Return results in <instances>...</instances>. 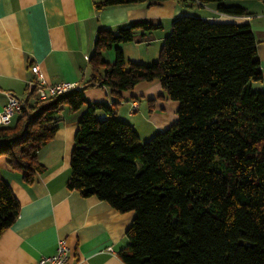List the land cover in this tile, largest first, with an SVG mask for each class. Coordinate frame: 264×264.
<instances>
[{
  "label": "trees",
  "instance_id": "1",
  "mask_svg": "<svg viewBox=\"0 0 264 264\" xmlns=\"http://www.w3.org/2000/svg\"><path fill=\"white\" fill-rule=\"evenodd\" d=\"M168 0L95 1L96 11ZM215 4L228 16L246 15L237 2ZM264 3V0H255ZM159 25L130 23L99 30L89 58L94 77L87 87L108 89L115 100L139 83L158 81L178 103L177 121L141 141L106 104H89L73 90L39 100L28 92L24 107L0 127V158L32 184L44 168L38 151L51 141L64 107L86 106L74 136L66 186L134 213L126 230L123 264H264V92L256 40L248 25L181 16L172 22L157 61L127 62L118 45L139 30ZM115 48L112 64L103 58ZM103 111L99 119L96 112ZM20 205L0 173V237L15 222Z\"/></svg>",
  "mask_w": 264,
  "mask_h": 264
},
{
  "label": "crops",
  "instance_id": "2",
  "mask_svg": "<svg viewBox=\"0 0 264 264\" xmlns=\"http://www.w3.org/2000/svg\"><path fill=\"white\" fill-rule=\"evenodd\" d=\"M95 1L102 0H0V112L6 93L27 98L34 80L31 67L37 65L45 84L75 83L87 103L113 108L114 116L128 123L140 140L169 128L177 121L178 103L164 96L158 81L139 83L121 93L114 107L115 98L108 89L87 87L94 77L89 58L99 30L115 31L130 23L146 22L159 25V29L136 31L131 42L118 48L127 62L153 64L172 22L181 16L248 25L256 40L261 72V79L252 82L251 88L264 92L263 2H237L247 14L235 17L218 13L215 4L195 1L138 3L98 12ZM103 58L112 64L115 48L105 51ZM132 103L137 105L134 111H130ZM85 108L71 111L64 107L61 111L54 138L37 153L44 171L32 184H25L21 174L0 158V173L20 205L15 222L0 237V264H35L41 257L53 255L62 241L69 249L70 264H123L118 252L127 246L125 233L134 213H118L106 202L83 197L66 186L74 136ZM96 117L105 115L98 111Z\"/></svg>",
  "mask_w": 264,
  "mask_h": 264
},
{
  "label": "built area",
  "instance_id": "3",
  "mask_svg": "<svg viewBox=\"0 0 264 264\" xmlns=\"http://www.w3.org/2000/svg\"><path fill=\"white\" fill-rule=\"evenodd\" d=\"M34 74V80L29 84L28 92L34 90L35 96L39 100H46L48 98L62 95L73 90H76L77 85L70 82H62L53 85H47L44 82L43 75L37 65L31 67ZM6 104L0 112V127L8 126L11 124L14 117L20 113L24 107V99L15 97L9 93L5 94ZM137 105L132 103L130 111L136 110ZM110 251V248H107ZM35 264H70L69 249L62 241L56 246L55 253L51 256L41 257Z\"/></svg>",
  "mask_w": 264,
  "mask_h": 264
},
{
  "label": "rangeland",
  "instance_id": "4",
  "mask_svg": "<svg viewBox=\"0 0 264 264\" xmlns=\"http://www.w3.org/2000/svg\"><path fill=\"white\" fill-rule=\"evenodd\" d=\"M196 17V16H195ZM174 102V101H173ZM99 114H103L104 115V112L103 111H99ZM98 117H99V115H98ZM99 119H101V118H99ZM157 132H160V131H157ZM157 132H155V133H157ZM153 135V134H152ZM149 137H152V136H149ZM149 137L148 138H142L141 140L142 141H147L148 139H149ZM147 139V140H146Z\"/></svg>",
  "mask_w": 264,
  "mask_h": 264
}]
</instances>
